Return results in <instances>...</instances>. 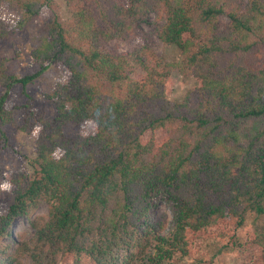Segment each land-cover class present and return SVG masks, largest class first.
<instances>
[{
  "label": "trees",
  "instance_id": "obj_1",
  "mask_svg": "<svg viewBox=\"0 0 264 264\" xmlns=\"http://www.w3.org/2000/svg\"><path fill=\"white\" fill-rule=\"evenodd\" d=\"M62 1L66 19L56 0H0V42L34 20L46 30L37 73L0 62V126L36 141L32 172L4 174L14 201L0 214V264H177L210 240L235 242L251 215L264 218V0ZM153 14L179 60L162 62L142 37ZM113 42L135 46L116 54ZM54 64L55 116L27 106L17 124L11 90ZM175 73L195 82L182 101ZM43 201L47 217L36 215ZM163 201L170 228L157 218ZM18 218L35 235L7 243ZM240 251L264 264V224Z\"/></svg>",
  "mask_w": 264,
  "mask_h": 264
},
{
  "label": "rangeland",
  "instance_id": "obj_2",
  "mask_svg": "<svg viewBox=\"0 0 264 264\" xmlns=\"http://www.w3.org/2000/svg\"><path fill=\"white\" fill-rule=\"evenodd\" d=\"M59 4L58 13L66 19L68 11L62 0H56ZM2 18L17 28L18 17L15 14L2 11ZM224 20L227 21L226 18ZM157 22V16L152 15L149 24L140 26L142 37L146 38L149 45L157 56L164 63H171L179 60L181 52L178 48L165 44L157 35L151 23ZM46 35L45 28L36 20L30 22L27 27L21 30H14L5 41L0 42V62L7 60L10 73L19 76L32 75L39 71L33 57V51L37 47L41 37ZM134 43L113 42L109 45V50L116 54H126L132 52ZM61 81L59 68L52 65L35 82L24 88L16 85L10 92L6 104L8 110L14 112L16 122L19 124L24 116L25 107L31 106L35 112L43 113L46 116L54 117L55 108L48 102L45 95ZM174 92L172 99L182 101L188 91L195 87L194 80H184L178 73L174 74ZM5 94V89L0 86V95ZM68 136H74L79 132L74 126L65 129ZM36 154V141L32 136L21 132L17 126H0V214H5L14 201V196L8 191L4 183L5 173L28 172L31 173L30 160ZM49 214V204L43 201L36 215L47 217ZM157 218L166 222L168 228L173 223V212L166 202H161L157 211ZM264 224V218H257L251 215L244 227L239 231L235 242L213 239L206 242L195 258H180L177 264H243L241 246L246 241L250 233L255 232ZM35 235L30 222L26 218H18L14 224V234L6 242L30 241Z\"/></svg>",
  "mask_w": 264,
  "mask_h": 264
},
{
  "label": "clouds",
  "instance_id": "obj_3",
  "mask_svg": "<svg viewBox=\"0 0 264 264\" xmlns=\"http://www.w3.org/2000/svg\"><path fill=\"white\" fill-rule=\"evenodd\" d=\"M5 187H7V186H5Z\"/></svg>",
  "mask_w": 264,
  "mask_h": 264
}]
</instances>
